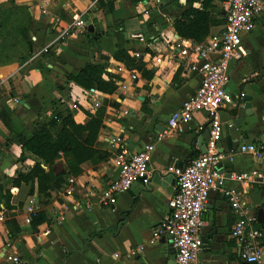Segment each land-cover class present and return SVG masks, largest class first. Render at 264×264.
Listing matches in <instances>:
<instances>
[{
  "label": "crops",
  "instance_id": "crops-1",
  "mask_svg": "<svg viewBox=\"0 0 264 264\" xmlns=\"http://www.w3.org/2000/svg\"><path fill=\"white\" fill-rule=\"evenodd\" d=\"M224 1L213 0L211 11L222 23L213 26L207 37L224 25ZM187 6L186 0H163L161 8L139 0H0V213H9L0 220V264H12L5 261L6 253L18 257L20 264H176L169 237L152 236L168 215V199L176 192V184L164 180L170 167L182 168L205 152L201 136L209 122L206 113L195 111L183 131L168 132L170 114L200 83L198 71L190 68L199 63L194 53L182 56L171 48L181 40L191 41L173 28ZM191 6L201 9V2ZM141 14L144 20L133 21ZM77 16L90 21L94 32L86 27L81 34L61 37ZM126 23L137 27L132 31L155 39L146 44L133 41L128 38L131 31L122 38ZM47 46L48 51L41 52ZM240 47L242 58L228 64L226 88L234 103L220 110L223 126L217 141L220 166L228 179L223 187L211 189L202 214L200 233L206 242L198 253L201 264H264V241L260 263L241 259L239 245L230 235L239 214L225 193L235 190L241 209L254 216L264 231V220L257 216L264 206V151L262 157L239 151L241 144L264 137V13L255 17L250 32L241 35ZM136 51L140 58L134 56ZM88 63L103 65V79H116L117 85L111 94L96 90L101 103L106 101L103 127L93 146L99 153L82 162L77 175L66 178L70 193L51 191L43 203L36 194L29 195V184H23L13 192V208L7 211L5 192L11 189L16 172L31 167L35 158L27 155L23 162L18 160L21 147L4 118L30 137L31 123L43 119L52 101L61 99L80 107L72 110V116L76 123H84V111L98 107H92V96L83 95L86 89L68 82L66 76ZM131 74L136 78L131 79ZM122 83L127 88L122 89ZM240 93L252 97L250 115ZM238 118L241 122L235 125ZM147 143L155 147L150 183L133 182L113 205L101 204L98 196L117 174L113 156L122 149L136 153ZM251 169L261 176L244 182L231 178L232 173ZM38 211L44 213L43 221L32 223L31 215ZM8 219L18 227L13 235V226L4 224Z\"/></svg>",
  "mask_w": 264,
  "mask_h": 264
},
{
  "label": "built area",
  "instance_id": "built-area-1",
  "mask_svg": "<svg viewBox=\"0 0 264 264\" xmlns=\"http://www.w3.org/2000/svg\"><path fill=\"white\" fill-rule=\"evenodd\" d=\"M114 1V0H109ZM156 8H161L163 0H139ZM225 15L223 27L211 33L202 42L180 41L172 44L182 56H188L193 52L198 60V65H190V68L198 71L200 83L196 91L188 96L186 100L174 110L167 121L168 132H181L185 126L191 123L195 111L206 113L209 122L210 138L204 153L190 160L182 168L170 167L174 175L176 192L168 199V215L153 230V238L165 233L174 248L176 264H201L198 253L203 242L201 238V227L203 225L202 214L207 203L211 189L223 187L228 179L227 172L220 166L222 155L218 151L217 141L222 133V121L220 110L234 103L233 95L227 90L229 82L228 64L242 58L241 35L250 32L254 27L256 16L264 13V0H225ZM86 29V23L81 16H77L69 27L61 34H81ZM128 38L140 43H147L148 39L155 36H146L143 32L131 31ZM169 42V41H168ZM49 46L41 52H47ZM136 58L141 53H134ZM157 63L161 58L157 57ZM136 76L131 74V79ZM126 83L121 88H127ZM84 96H92V107L96 109L101 105L98 92L91 88L83 91ZM239 94V98L243 97ZM198 127V130H202ZM152 143H147L143 148L133 154L122 149L116 153L112 162L117 168L116 176L109 182L108 186L98 196V201L106 206L113 205L118 195L125 193L133 182L140 181L148 184L151 181L150 161L154 150ZM239 151L256 157H262L264 151V137L257 143L241 144ZM261 176L256 169L232 173L231 178L235 181H247L251 178ZM67 193L71 191L66 189ZM93 192H88L91 195ZM228 201L239 214L231 227L230 235L239 245V254L247 263H260L261 245L264 241V231L256 225L254 216L241 209L238 193L229 189L225 192ZM29 204H34L33 198ZM32 211V209L30 208ZM3 219L0 213V220ZM29 222V219L27 220ZM142 248V247H140ZM138 251V249H137ZM6 262L20 264L18 257L5 254Z\"/></svg>",
  "mask_w": 264,
  "mask_h": 264
},
{
  "label": "trees",
  "instance_id": "trees-1",
  "mask_svg": "<svg viewBox=\"0 0 264 264\" xmlns=\"http://www.w3.org/2000/svg\"><path fill=\"white\" fill-rule=\"evenodd\" d=\"M109 1V0H108ZM187 8L173 21L176 33L185 39L194 42H202L210 32V29L222 23L216 19L211 9L214 8L213 0H186ZM200 1L201 9L193 8L192 2ZM222 1V0H220ZM110 2V1H109ZM142 64L137 68L141 69ZM105 71L99 63H88L74 73L66 76L68 82L80 86L83 89H95L104 94L113 93L116 88V79H103ZM106 101H103L96 109V113L90 117L85 125L76 123L70 112L65 109L58 111L55 117L50 119H36L29 126L30 137H26L21 131L14 129L7 118H4L6 128L17 140L21 147L19 161H24L27 155L35 158V163L26 171H17L12 179V187L4 195L6 210H11V196L15 190L23 184H30V194L35 193L39 201L43 203L49 198L51 191H57L66 183L69 175H77L81 169L80 164L86 160L94 159L99 153L93 146L97 138L98 130L102 126V118L105 115ZM59 128L57 135H53V129ZM59 152L65 156L66 171L52 174L43 165H50L58 158ZM33 185L36 189L33 190ZM44 213L38 211L31 215L30 221L39 224L43 221ZM6 227L13 226L10 234L18 231L12 219L4 221Z\"/></svg>",
  "mask_w": 264,
  "mask_h": 264
},
{
  "label": "rangeland",
  "instance_id": "rangeland-1",
  "mask_svg": "<svg viewBox=\"0 0 264 264\" xmlns=\"http://www.w3.org/2000/svg\"><path fill=\"white\" fill-rule=\"evenodd\" d=\"M145 14H149L148 12H146ZM146 16V15H145ZM133 17H131V19H132ZM145 19V17H144V14H141V15H139V16H137L136 17V19L135 20H133V21H136V23L138 22V21H142V20H144ZM125 27H124V29L122 30V31H120L121 33H120V36L122 37V38H126V36H127V33L129 32V31H132V30H135L137 27H133V26H135V25H133V24H125L124 25ZM65 109H67L69 112H70V114H71V116H72V110L74 109V110H77V109H80V107L79 106H77L75 103H68V102H66V101H61V99H54L53 101H52V106H51V109H50V111H48V113L46 114V116L45 117H43V119H50V118H52V117H55V115H56V113L58 112V111H63V110H65ZM85 112V114H86V121L84 122V123H78V124H81V125H85L88 121H89V119H90V117L91 116H93L95 113H96V110L95 111H93V112H91V111H89V110H85L84 111ZM72 118H73V116H72ZM74 120V119H73ZM102 120H103V118H102ZM103 127V123H102V126L99 128V130L101 129ZM58 127L57 128H54L53 129V135H57V133H58ZM99 130H98V133H99ZM97 136H98V134H97ZM97 139V138H96ZM34 163H35V159H34ZM44 166V168L46 167L47 168V170H50L51 172H52V174H54V175H58V173H63V172H65L66 171V162H65V156H64V154L62 153V152H59V156H58V158L57 159H55L54 160V162L52 163V164H50V165H43ZM60 169V170H62L63 169V171H56V169ZM27 170V169H26ZM25 170V171H26ZM30 185V184H29ZM68 188V182H67V184L65 183L63 186H62V188H60L59 190H64V189H67ZM36 189V186L35 185H33V190H35ZM30 190H31V185H30ZM33 194H35V193H33ZM33 194H30L29 193V195H33ZM30 199H32V197H30L29 198V200ZM28 200V201H29ZM5 215H7V216H9V213L8 214H4V219H5ZM4 219H2V221L4 220Z\"/></svg>",
  "mask_w": 264,
  "mask_h": 264
},
{
  "label": "water",
  "instance_id": "water-1",
  "mask_svg": "<svg viewBox=\"0 0 264 264\" xmlns=\"http://www.w3.org/2000/svg\"><path fill=\"white\" fill-rule=\"evenodd\" d=\"M86 27H87V30L89 32H94V29L92 27V25L90 24V21H86ZM252 100V97L251 96H243L242 100H241V103L244 104V108L247 110L246 113L247 115H250L251 114V111H250V107H251V104H250V101ZM249 110V111H248ZM238 122L240 123L241 122V118H238L236 122H234L235 125H238ZM224 129L227 133V125H224ZM202 140H204L205 144H204V148L206 150V144L208 143L209 141V138H210V133H209V129H206L205 132L202 134L201 136ZM158 176V175H156ZM155 176V177H156ZM165 182H169L171 185H174L175 184V178H174V175L172 173H168L167 176L165 177ZM257 216L259 217V219L261 220H264V206L262 204V206H260L258 208V211H257ZM202 238V237H201ZM202 242H203V245L205 244V239L202 238Z\"/></svg>",
  "mask_w": 264,
  "mask_h": 264
}]
</instances>
